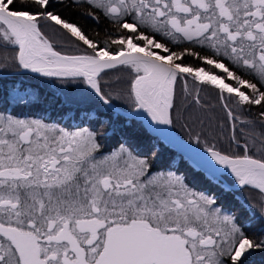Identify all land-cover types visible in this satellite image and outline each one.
<instances>
[{
  "label": "snow or ice",
  "instance_id": "snow-or-ice-1",
  "mask_svg": "<svg viewBox=\"0 0 264 264\" xmlns=\"http://www.w3.org/2000/svg\"><path fill=\"white\" fill-rule=\"evenodd\" d=\"M69 6L106 24L104 36L65 17L55 0H0V72L75 83L78 102L111 107L123 96L157 132L182 118L181 107L207 110L200 93L211 88L229 146L240 151L207 141L206 154L195 150L210 185L198 190L183 175L154 170V151L138 155L128 140L108 149L106 130L0 110V264H251L264 254V0ZM120 73L127 88L114 96L106 78L119 83ZM14 91L19 103L32 101ZM254 106L256 120L241 119ZM245 189L257 203L237 195Z\"/></svg>",
  "mask_w": 264,
  "mask_h": 264
},
{
  "label": "trees",
  "instance_id": "trees-1",
  "mask_svg": "<svg viewBox=\"0 0 264 264\" xmlns=\"http://www.w3.org/2000/svg\"><path fill=\"white\" fill-rule=\"evenodd\" d=\"M57 11L65 17L78 21L85 25L90 31L100 32L101 37L107 30L106 24L96 25L90 19L82 15L83 9L77 10L71 7L70 0H55ZM50 37L56 35L54 30L45 26L43 29ZM61 45H64L65 51H71L67 47V38L57 36ZM58 50H60L58 48ZM14 68H9L0 72V110L7 109L8 112L20 116H37L38 118H46L48 122L59 123L65 127L75 125H87L93 129L106 130V138L103 141L108 149L118 146V142L128 140L130 146H135L134 151L138 155H150L156 152L154 170L171 169L185 176L188 182L198 190L208 188L209 182L205 179L206 175L196 168H193L189 162L183 158L174 148H168L157 136L149 133L144 128L142 121L136 118L125 117L120 113H115L107 106H102L92 102H78L82 97L80 86L75 83H62L60 78L42 77L30 73H14ZM12 72V73H11ZM115 75L106 78L109 80L107 91L112 92L115 96L117 91L126 90L127 74L120 73V82L115 81ZM14 86L20 89V93L28 98V94H32V101L26 104L18 102L17 94ZM201 101L206 105L207 110H202L199 106L189 108L183 112L181 119L176 120L172 125L175 131L195 143L197 147L204 148L205 141L208 144H215L218 148L226 151H237L240 149L236 145L229 146L228 131L229 126L226 122L225 112L216 96L215 91L207 88L200 93ZM68 100L65 103V100ZM9 102L14 103L11 105ZM120 108L129 109L131 106L121 96L120 99L113 101ZM9 104V105H8ZM259 108L254 106L250 113H245L241 119L255 121L258 116ZM91 114V116H90ZM239 115V113H238ZM203 121V123H201ZM259 130V123L256 125ZM200 134V143L197 144L194 137ZM243 143V138L241 139ZM206 148V147H205ZM258 158L259 155H257ZM224 180L229 184L233 183L235 178L224 174ZM213 191L220 194V189L213 187ZM237 195H246L247 199L253 204L257 203V193L249 189H245L244 193L237 192ZM221 200L226 205L238 208L236 201L232 199L231 194L221 195ZM245 215H247L245 213ZM257 227L259 221H257ZM264 254H257L252 257L251 264H264Z\"/></svg>",
  "mask_w": 264,
  "mask_h": 264
},
{
  "label": "water",
  "instance_id": "water-1",
  "mask_svg": "<svg viewBox=\"0 0 264 264\" xmlns=\"http://www.w3.org/2000/svg\"><path fill=\"white\" fill-rule=\"evenodd\" d=\"M12 72L17 73L16 71H13V70H12ZM23 72L33 74L27 70H25ZM23 72H21V73H23ZM35 75H38V74H35ZM109 109L113 110L115 113H120L121 115H123L125 117L130 116V118H136V119L141 120L144 128H146V130L149 133H152L153 135L157 136V138H159L161 141H163V143L165 145H167L168 148H172V149L174 148V150H176L179 154H181L183 156V158H185L189 162V164L191 166H193V168H196L197 170H200L205 175H207L206 171L197 164L196 159H194V157H193V153L195 152V150L197 148L196 144L190 142L188 139H186L184 137H181V135L175 131V129L172 125L171 126L161 125L160 126L161 128L168 129V131L157 132V131H154L153 128L149 125V123L146 122L144 119L132 115V112H133L132 107L131 108L129 107V109H123V108H120L119 105L117 106L116 104L112 103V106L109 107ZM198 148H201V147H198ZM201 149L206 150L205 147L201 148ZM217 167L222 168L223 166H217Z\"/></svg>",
  "mask_w": 264,
  "mask_h": 264
},
{
  "label": "rangeland",
  "instance_id": "rangeland-1",
  "mask_svg": "<svg viewBox=\"0 0 264 264\" xmlns=\"http://www.w3.org/2000/svg\"><path fill=\"white\" fill-rule=\"evenodd\" d=\"M11 105H13L14 103H12V102H9ZM9 105V104H8ZM26 116V115H25ZM35 117H37V116H35ZM38 118V117H37ZM62 126V125H61ZM82 127H89V126H87V125H84V126H82ZM161 170H164V171H173V170H171V169H161ZM174 172H175V170H174ZM178 175H181V174H179V173H177Z\"/></svg>",
  "mask_w": 264,
  "mask_h": 264
},
{
  "label": "bare ground",
  "instance_id": "bare-ground-1",
  "mask_svg": "<svg viewBox=\"0 0 264 264\" xmlns=\"http://www.w3.org/2000/svg\"><path fill=\"white\" fill-rule=\"evenodd\" d=\"M197 149H199V152H200V153H204V154H206V150H202L201 148H198V147L196 148V150H197Z\"/></svg>",
  "mask_w": 264,
  "mask_h": 264
},
{
  "label": "flooded vegetation",
  "instance_id": "flooded-vegetation-1",
  "mask_svg": "<svg viewBox=\"0 0 264 264\" xmlns=\"http://www.w3.org/2000/svg\"><path fill=\"white\" fill-rule=\"evenodd\" d=\"M264 258V257H263Z\"/></svg>",
  "mask_w": 264,
  "mask_h": 264
}]
</instances>
